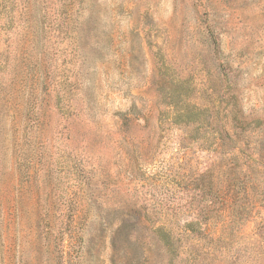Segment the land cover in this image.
Masks as SVG:
<instances>
[{
    "label": "rangeland",
    "instance_id": "rangeland-1",
    "mask_svg": "<svg viewBox=\"0 0 264 264\" xmlns=\"http://www.w3.org/2000/svg\"><path fill=\"white\" fill-rule=\"evenodd\" d=\"M0 264H264V0H0Z\"/></svg>",
    "mask_w": 264,
    "mask_h": 264
}]
</instances>
